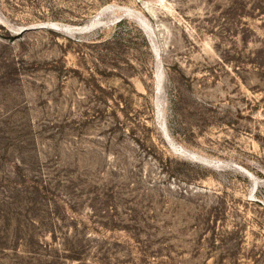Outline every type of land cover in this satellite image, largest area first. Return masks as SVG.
Masks as SVG:
<instances>
[{
	"label": "rangeland",
	"instance_id": "1",
	"mask_svg": "<svg viewBox=\"0 0 264 264\" xmlns=\"http://www.w3.org/2000/svg\"><path fill=\"white\" fill-rule=\"evenodd\" d=\"M0 264H264V0H0Z\"/></svg>",
	"mask_w": 264,
	"mask_h": 264
},
{
	"label": "water",
	"instance_id": "2",
	"mask_svg": "<svg viewBox=\"0 0 264 264\" xmlns=\"http://www.w3.org/2000/svg\"><path fill=\"white\" fill-rule=\"evenodd\" d=\"M89 27H85V28H82V29H78V31H84V30H87ZM26 30H29V29H25L24 31H26Z\"/></svg>",
	"mask_w": 264,
	"mask_h": 264
},
{
	"label": "trees",
	"instance_id": "3",
	"mask_svg": "<svg viewBox=\"0 0 264 264\" xmlns=\"http://www.w3.org/2000/svg\"><path fill=\"white\" fill-rule=\"evenodd\" d=\"M119 23H120V22H119ZM5 218H6V217H5ZM22 228H25V226H22ZM13 248H14V247H9V250L12 251V250H14Z\"/></svg>",
	"mask_w": 264,
	"mask_h": 264
},
{
	"label": "bare ground",
	"instance_id": "4",
	"mask_svg": "<svg viewBox=\"0 0 264 264\" xmlns=\"http://www.w3.org/2000/svg\"><path fill=\"white\" fill-rule=\"evenodd\" d=\"M96 20H98V19H96ZM94 23H95V20L93 21V24L92 25H94ZM92 25H88V27H91ZM95 27V26H94ZM78 28V27H77Z\"/></svg>",
	"mask_w": 264,
	"mask_h": 264
}]
</instances>
